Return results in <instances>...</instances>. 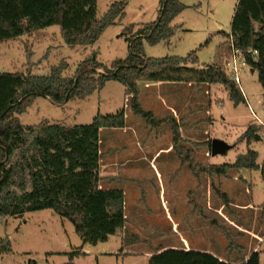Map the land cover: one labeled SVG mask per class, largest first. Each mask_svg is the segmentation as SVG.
Returning a JSON list of instances; mask_svg holds the SVG:
<instances>
[{
    "label": "rangeland",
    "instance_id": "rangeland-1",
    "mask_svg": "<svg viewBox=\"0 0 264 264\" xmlns=\"http://www.w3.org/2000/svg\"><path fill=\"white\" fill-rule=\"evenodd\" d=\"M116 1L97 0L98 16H104ZM127 2L125 19L109 27L95 46L70 47L52 20L55 0L0 1V15L12 23L15 33L14 38L0 43V72L47 76L53 66L66 61L70 66L66 75H70L94 53L106 66L125 59L129 52L126 29L136 33L155 22L161 6V0ZM181 2L186 9L173 21L176 35L170 42L144 43L145 56L195 53L196 67L204 68L216 59L226 72L231 52L222 35L231 30L238 0ZM238 87L246 100L238 106L221 85L163 82L140 88L143 109L163 121L156 127L132 113L125 87L114 81L90 100L70 102L62 108L38 98L19 116L24 126L38 125L43 119L87 125L99 114L125 112L127 129L106 128L100 133V175L104 187L113 185L111 189L125 192L126 230L121 240L113 237L96 248L87 245L90 255L76 259L75 264H149L147 254L167 247L208 249L235 263L257 252L264 264V174L261 170L227 169L225 175H219L211 169L234 164L250 149L258 152L257 163L264 167V88L258 74L248 69ZM173 119L181 138L178 148L191 153L190 161L182 160L174 147ZM249 126L257 130L247 141L242 138ZM214 140L229 148L213 155ZM64 221L69 224L68 236L62 218L52 210L29 212L24 219L5 218L0 222V238L10 240L12 252L0 254V264H67V253L81 249L82 242L73 225ZM100 252L107 254L97 260Z\"/></svg>",
    "mask_w": 264,
    "mask_h": 264
},
{
    "label": "trees",
    "instance_id": "trees-1",
    "mask_svg": "<svg viewBox=\"0 0 264 264\" xmlns=\"http://www.w3.org/2000/svg\"><path fill=\"white\" fill-rule=\"evenodd\" d=\"M160 3L155 22L136 33L126 29L128 55L110 66L98 62L94 53L82 60L70 75H66L70 68L66 61L53 66L47 76L0 72V222L29 212L52 210L74 226L83 246L107 242L111 236L126 230L125 193L105 188L100 175L101 130L125 128V112L99 114L87 125L49 122L22 125L19 116L38 98H47L63 106L86 100L103 90L108 82H118L125 87L132 113L151 127L163 121L143 109L139 86L142 82L221 85L235 106L246 102L238 85L216 59L198 68L195 53L186 57L145 56L144 43L154 46L171 41L177 31L173 21L186 9L181 0H161ZM127 5V0L116 1L99 17L97 0H55L52 20L60 27L66 45L93 47L109 27L125 19ZM222 36L227 40L229 52L235 48L244 53L250 70L258 74V81L264 88V0H238L231 30ZM14 37L12 23L0 15V43ZM250 51H257V57L254 58ZM171 123L174 147L182 160L190 161L191 153L178 148L181 139L178 124L174 119ZM256 130L255 126H249L242 139L248 141ZM258 157V152L250 149L239 155L234 164L211 169L219 175H225L227 169L261 170L264 174V167L261 169L257 163ZM222 197L226 199L225 195ZM11 252L10 240H0V254ZM67 255V264H75V258L85 254L81 247ZM149 264L237 263L221 261L205 251L171 248L155 251ZM238 264H261L260 255L254 252L248 260Z\"/></svg>",
    "mask_w": 264,
    "mask_h": 264
},
{
    "label": "crops",
    "instance_id": "crops-1",
    "mask_svg": "<svg viewBox=\"0 0 264 264\" xmlns=\"http://www.w3.org/2000/svg\"><path fill=\"white\" fill-rule=\"evenodd\" d=\"M255 73V72H254ZM109 83V82H108ZM161 83H163V82H148V83H140L139 84V86H140V88H141V91L144 89V88H148V87H150V86H154V85H157V84H161ZM191 85V84H190ZM106 87V86H105ZM94 95V94H93ZM93 95L92 96H90L89 98H87L86 100H90V98H92L93 97ZM141 95V94H140ZM125 100H126V94H125ZM105 102V101H104ZM74 103V102H73ZM68 104H70V102L69 103H67V104H65V105H68ZM65 105H63V106H61V108L62 107H64ZM80 114V112H78V115ZM44 120H48V119H43L42 120V122L44 121ZM50 121V120H49ZM55 121V122H54ZM57 121H58V123H60L61 121L60 120H53V121H50V122H52V123H57ZM41 123V122H40ZM39 123V124H40ZM123 130L124 129H127V125L125 126V128H122ZM103 130L104 129H102L101 130V133L103 132ZM114 130V129H113ZM100 139H101V136H100ZM111 182H115V181H111ZM112 183V184H113ZM113 185H110V186H106L105 188H107V189H111V187H112ZM118 190H121V189H118ZM124 191V190H123ZM125 193V192H124ZM247 207H249V206H247ZM27 214V213H26ZM26 214H24L23 216H21V217H18V218H25V215ZM125 215H126V219L128 218V216H127V209H126V207H125ZM11 218H16V217H11ZM66 220V219H65ZM128 220V219H127ZM24 223H27L26 222V220L24 221ZM127 224V223H126ZM62 225H63V229H64V232L67 234V236H68V231H67V228L69 227V224L68 223H66L65 221H64V219H62ZM74 227V226H73ZM74 230H75V228H74ZM122 233H119L118 235H115V236H111L109 239H108V241L111 239V238H113V237H116V238H118V240H121L122 239V235H121ZM2 238H0V240H1ZM81 240V239H80ZM107 241V242H108ZM81 242H82V245L80 246V248L82 247V252L85 254L84 256H88V255H90V253H89V249H87V246H83V241L81 240ZM100 244V243H99ZM98 244V245H99ZM98 245H96L94 248H96V247H98ZM165 249H169L168 247L167 248H165ZM172 249H178V248H176V247H174V248H172ZM187 250H189V249H187ZM203 251H205V252H208V253H211V254H213L214 256H216L218 259H220L221 261H225V262H227V260H225L224 258H221L220 256H218L217 254H215L214 252H212L211 250H208V249H203ZM69 253H72V252H68L67 254H69ZM49 255H53V254H57V253H48ZM103 254H107V252L105 253V252H100V253H96V259L98 260V256L100 255H103ZM148 255V257L149 258H151L152 257V254H147ZM80 257H83V256H80ZM80 257H76L75 258V260L76 259H78V258H80ZM261 259V258H260ZM74 260V261H75ZM246 260H248V258L246 259ZM245 261V260H244ZM231 263H235V262H231ZM240 263H242V262H240ZM238 264V263H237Z\"/></svg>",
    "mask_w": 264,
    "mask_h": 264
},
{
    "label": "built area",
    "instance_id": "built-area-1",
    "mask_svg": "<svg viewBox=\"0 0 264 264\" xmlns=\"http://www.w3.org/2000/svg\"><path fill=\"white\" fill-rule=\"evenodd\" d=\"M250 53L253 55L254 58H256L258 55L257 51H250ZM230 57L231 58L225 64L226 72L229 74L231 79L235 81L237 85L241 86L242 73L246 69L250 70L245 55L239 49L233 48Z\"/></svg>",
    "mask_w": 264,
    "mask_h": 264
},
{
    "label": "water",
    "instance_id": "water-1",
    "mask_svg": "<svg viewBox=\"0 0 264 264\" xmlns=\"http://www.w3.org/2000/svg\"><path fill=\"white\" fill-rule=\"evenodd\" d=\"M251 72L254 73V70H251ZM256 139L258 140L259 137L256 136ZM227 148L229 147H227L223 142L219 140H214L211 145V150H212L213 155H218L219 153H221L223 150Z\"/></svg>",
    "mask_w": 264,
    "mask_h": 264
}]
</instances>
